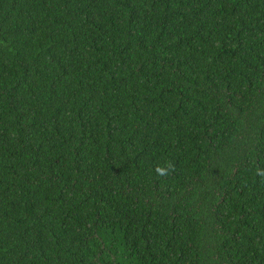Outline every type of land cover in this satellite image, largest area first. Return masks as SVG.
<instances>
[{
    "label": "trees",
    "instance_id": "1",
    "mask_svg": "<svg viewBox=\"0 0 264 264\" xmlns=\"http://www.w3.org/2000/svg\"><path fill=\"white\" fill-rule=\"evenodd\" d=\"M0 264H264V0H0Z\"/></svg>",
    "mask_w": 264,
    "mask_h": 264
}]
</instances>
